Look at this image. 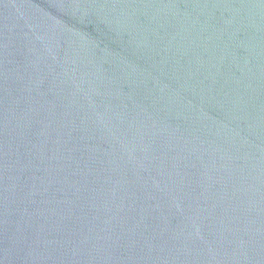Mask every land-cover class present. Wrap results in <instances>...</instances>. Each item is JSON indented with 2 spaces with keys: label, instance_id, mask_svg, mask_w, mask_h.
Returning <instances> with one entry per match:
<instances>
[{
  "label": "water",
  "instance_id": "95a60500",
  "mask_svg": "<svg viewBox=\"0 0 264 264\" xmlns=\"http://www.w3.org/2000/svg\"><path fill=\"white\" fill-rule=\"evenodd\" d=\"M0 264H264V0H0Z\"/></svg>",
  "mask_w": 264,
  "mask_h": 264
}]
</instances>
